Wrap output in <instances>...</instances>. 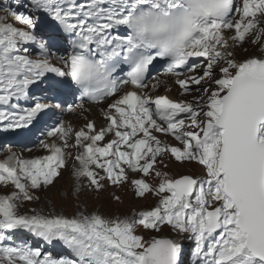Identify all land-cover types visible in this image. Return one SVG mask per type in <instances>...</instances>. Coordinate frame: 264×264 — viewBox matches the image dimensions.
Listing matches in <instances>:
<instances>
[{"label":"snow or ice","instance_id":"snow-or-ice-1","mask_svg":"<svg viewBox=\"0 0 264 264\" xmlns=\"http://www.w3.org/2000/svg\"><path fill=\"white\" fill-rule=\"evenodd\" d=\"M30 5L28 15L9 5V16L0 18V131H42L43 125L53 142L39 141L45 156L24 159L12 152L0 160V186L15 189L0 195V264H184L178 239L146 235L164 226L178 236L190 234L191 264H264V55L241 60L237 52L249 37L261 44L264 0H30ZM49 18L65 35L66 54L55 55L53 45L38 38V23ZM159 61L182 95L202 93L195 106L153 95L162 81L150 66ZM48 74L70 80L80 102L62 101L64 108L33 97L30 90ZM21 100L34 102L21 107ZM85 102L100 108L106 126L48 125L52 110L83 112ZM110 135L114 138L105 142ZM69 148L78 150L72 168L77 195L82 178L99 192L104 181L121 185L139 173L141 178L131 180L136 195L154 193L157 205L135 218L21 213L25 202L40 200L35 191L61 176ZM165 156L195 161L204 175L173 178L158 168L168 167ZM153 174L158 185L146 179ZM8 233L59 241L70 255L54 257L41 245L15 243Z\"/></svg>","mask_w":264,"mask_h":264},{"label":"rangeland","instance_id":"rangeland-1","mask_svg":"<svg viewBox=\"0 0 264 264\" xmlns=\"http://www.w3.org/2000/svg\"><path fill=\"white\" fill-rule=\"evenodd\" d=\"M9 5H11L12 10L18 11L25 15H28L31 12L30 0H19V3H17L16 0H1L0 18L9 16V12L5 10L9 7ZM7 22L16 24L17 26H21L14 19H9L7 20ZM36 31L39 39L48 41L50 44L52 43L41 34L42 32L40 31V23H38ZM252 39L253 37H250L248 41L245 42L242 48L237 49L238 59L243 60L248 58L249 56L264 55V51L261 50L262 45H264V37L261 38V44H253L251 42ZM244 49H247V51H245ZM30 50L32 51L34 58L39 57L37 56V54H39L37 46L35 45L30 46ZM158 78L160 79V77ZM150 83H155V81H151ZM40 84L44 86L45 82L42 81ZM160 86L162 85L160 84ZM164 90H166V87H163L162 91ZM30 92H33L34 94V93H39L40 91L30 90ZM41 93L45 95L44 97H47L46 89L45 90L41 89ZM153 95H155V92L153 93ZM201 95L202 93L200 94V96ZM49 99L53 100L54 98L51 97ZM182 100H184V98H182ZM106 106L107 104L103 105V107ZM93 109L101 111L99 107ZM68 114L69 112L63 114V111H61V109H58L57 113H55L56 117H54V119H49L48 123L51 122L52 124H55L56 122L59 121L66 124ZM73 115H77V114H73ZM89 121H96V120L94 118H90L86 120V122L82 121L80 123H77L76 126L74 127V130H78L79 128H82L83 125H85ZM96 122L98 123V121ZM101 123L99 124L98 129L102 127ZM43 127H44L43 125L40 126L41 129H43ZM42 131L36 130L35 133L30 138H34V137H38L39 135H42L41 137L47 139L48 137H46L44 135V132ZM162 137L163 138H160L162 141L174 146L182 147L172 137L170 136H162ZM48 142L52 143L53 139L48 140ZM3 144L4 146L17 145L20 144V142L9 141L8 139H6L3 141ZM7 156L8 154L6 152L1 151L0 154L1 159H6ZM74 157L75 156H72L71 161L68 164L69 170H64L65 172L64 171L61 172V176L59 177L58 181L55 183L54 186H52L46 191L34 192L36 193V195L40 197L41 202L38 203L25 202L20 207L19 211L21 213L32 214L31 210L36 209L37 211L45 215L57 214V215H65L68 217H73L83 212L85 214L98 213L104 216L105 218H109V219H114L117 216L121 218H125V217L135 218L139 212L144 210H150L151 208L157 205L159 201V197H157L154 193H146L145 196L141 198L138 197L136 195V192H134L131 189L130 187L131 179L138 178L137 175L130 176L129 182L125 184L114 186L109 181H104L103 183L105 184V188L103 190L96 192L94 190H87L83 188L81 189L80 193L77 195L75 193V188H76L75 183H77V181L72 175V168L75 162ZM164 159L168 167L163 168L162 166L158 165V168L162 171L168 172L169 176L173 178H179L181 175H190L193 177H201L204 175L203 166L199 165L195 161L178 162L174 158L169 156H165ZM139 178H141V176H139ZM146 179L150 184L153 185H158L159 183V178H156L154 174L153 176L148 177ZM80 183H84L82 179ZM7 190H8L7 188L2 187L0 189V195L7 193ZM13 190L15 189L13 188ZM116 197H119V199L117 200ZM138 231L140 234H145V231L142 228L139 229ZM146 235L148 236L155 235L157 238L178 239L185 253L183 257L184 264H191L192 261L191 252L194 248V241L190 238V234H181L178 236L177 233L174 232L169 226H164L159 233L148 232ZM13 240L16 241L17 243H21L22 241H27L31 243L33 246L41 245L43 252L44 253L48 252V247L46 249V247L43 245L44 243L35 244L32 238L31 239L22 238V240H18V238L15 239V237L13 236ZM62 255L63 254H59L58 257Z\"/></svg>","mask_w":264,"mask_h":264},{"label":"bare ground","instance_id":"bare-ground-1","mask_svg":"<svg viewBox=\"0 0 264 264\" xmlns=\"http://www.w3.org/2000/svg\"><path fill=\"white\" fill-rule=\"evenodd\" d=\"M1 2V0H0ZM56 55V54H55ZM39 56V55H37ZM191 62V61H190ZM53 63L55 64H58L60 63V61L56 60V59H53ZM198 71H202V70H198ZM176 78H173L171 80V84L170 86H167L166 87V90L162 91L163 90V87H158L157 90L155 91V95H167L169 98L173 99V100H177L179 101L180 99L184 98V100H187L189 102H193L194 106H195V99L194 98H198L200 97V94L201 92L200 91H192L190 94L188 95H182V90L174 83ZM43 81H47L51 84H55V86L59 87V89L63 92L67 91L70 87L72 88L73 86H75L74 84H71L70 80H67V78H61V77H57L55 76V74H48ZM162 82H168L170 81V77L168 76H165L162 77L161 79ZM41 83V82H40ZM40 83L38 85H34L32 90H39L41 91V89H43L42 87H40ZM201 87V86H200ZM193 88H197L195 87V85H193ZM69 92V91H68ZM32 95H39V96H35V97H41L43 94H39V93H36V94H33ZM65 97H67V94L65 95ZM34 102V100H21L19 101V103L23 106H27V105H30ZM91 117H95L97 119H104L103 118V114L102 112H98V111H95V110H92V111H89L88 113H84V114H80L78 113L77 115L73 116V117H70V125L72 127L75 126V124L87 119V118H91ZM105 120V119H104ZM107 121L105 120L103 123H102V126H106L107 125ZM44 130L42 132H45L47 128H43ZM31 129H17V130H8L7 133L9 134V136L11 138H16V139H20L22 140L24 136H28L29 134V131ZM160 136V138H163L162 134H157ZM114 137H112L111 135L106 137V140L105 142H107V140H110V139H113ZM43 139V138H35V139H29L26 143L22 144L21 146H14V147H9L8 148V151L10 152V154L12 152H15L19 155L22 156V158L24 159H31L35 156H40L43 152H44V156L49 154L47 153L43 147L40 145L39 141ZM47 140V139H46ZM70 144L74 143L73 140H70L69 141ZM28 149H31V151H28ZM70 151H71V156L73 155H76L77 153V149L76 148H70ZM76 162H74L75 164ZM67 164V167L64 169V170H69L68 168V163L66 162ZM63 169H61V172L64 171ZM65 172V171H64ZM103 174V173H101ZM141 176V174L137 173V174H130V176ZM60 177V176H59ZM59 177L54 181L53 185L49 186L47 189H43V190H37V191H46L48 190L49 188H51L52 186L55 185V183L58 181ZM138 178H132V179H138ZM131 179V180H132ZM82 181L84 183H80L81 185V189H87V190H90L88 189L86 186L88 184V181L86 178H82ZM87 183V184H85ZM75 186H77V183H75ZM130 187L131 189L136 192L135 190V187L133 186V184L131 183L130 184ZM7 191H11V190H7ZM36 195V193H34ZM43 200V199H42ZM33 203H38V202H41V200H38V201H32ZM78 205V204H77ZM33 206V205H32ZM8 235H14L12 233H8ZM18 237H25L26 239H30V235L29 233H21ZM6 243H9V242H6ZM15 243H17L15 241ZM49 251H50V254H52L54 257H58L57 255L59 254H63V255H70V252L67 248H65L59 241H55L51 244V246H49Z\"/></svg>","mask_w":264,"mask_h":264}]
</instances>
